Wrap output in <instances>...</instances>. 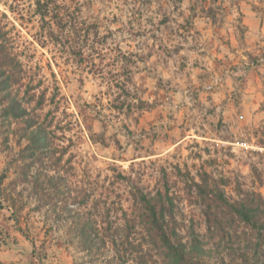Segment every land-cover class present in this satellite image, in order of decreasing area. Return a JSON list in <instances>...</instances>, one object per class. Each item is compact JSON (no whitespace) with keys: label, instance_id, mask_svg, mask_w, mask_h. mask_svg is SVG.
<instances>
[{"label":"rangeland","instance_id":"374dc122","mask_svg":"<svg viewBox=\"0 0 264 264\" xmlns=\"http://www.w3.org/2000/svg\"><path fill=\"white\" fill-rule=\"evenodd\" d=\"M53 8L82 28L74 49L64 35L48 37L56 25L31 0L0 4V51L9 56L0 55V264H167L139 232L126 256L96 245L77 251L69 225L46 232L51 176L72 196L90 190V200L104 186L130 211L131 185L168 193L188 249L189 226L199 236L200 264H238L235 239L205 230L194 183L207 174L209 184L225 182L228 198L237 188L264 193V0H55ZM9 76L21 81L5 89ZM133 96L143 109L127 106ZM11 199L23 206L18 224Z\"/></svg>","mask_w":264,"mask_h":264},{"label":"trees","instance_id":"16d2710c","mask_svg":"<svg viewBox=\"0 0 264 264\" xmlns=\"http://www.w3.org/2000/svg\"><path fill=\"white\" fill-rule=\"evenodd\" d=\"M31 1L35 6V14L40 16L42 20L46 18L53 20L56 25L57 33L50 29L48 37L57 39L58 35H64L67 38L68 47L74 49L70 41L75 40L72 37L79 38L82 28L71 26L67 14L60 15L54 11L53 3L55 0ZM7 9L12 12V5L7 6ZM202 10L207 12V18L215 21V16L210 14L212 7H202ZM0 15L6 18L4 13ZM73 43L75 44V41ZM0 55L6 63L9 57L7 50H1ZM17 65L20 67V62ZM20 81L21 78L19 77L9 76L5 89L18 85ZM133 97V102L127 106H133L137 110L143 109L144 102L137 96ZM34 138L33 135L29 139L27 144L29 148L34 149ZM53 171L56 173L58 170L54 168ZM205 176L207 174H204L200 183H194V185L198 198L197 202L202 208L203 226L207 233L212 236L224 232L230 234L231 238L235 239L233 242L235 249L233 250L238 264H264V193L237 188V198H228L222 189L224 181L217 182L211 179L209 184ZM118 180L124 181L126 178L118 174L116 182ZM61 181L60 178L51 176L47 183L45 182L48 187L43 189V198L47 204L54 200L56 202L52 205V212L55 216L45 217L43 224L46 227V232L52 228L59 229L69 225L71 231L66 240L77 251L86 250L92 254L90 250L96 245L101 253L111 250L117 255L122 253L123 256H126L128 252L123 253L122 248L128 247L129 254L132 252V242L129 241V235L139 232L143 234L144 240L146 238L153 242L159 256L167 264L201 263L200 254L193 252L194 249H199L201 243L199 236L194 232L193 226H189L190 235L193 238L190 240V248L188 249L187 244L183 242L184 236L180 234L181 230L184 229L183 222L176 219L174 213L177 206L169 198L168 193L158 194V197H150L137 186L131 185L128 194L134 209L130 211L129 208L125 209L122 206L119 193L114 197L117 200L111 201L110 192L102 190L105 188L104 186L96 188L95 198L90 200L92 195L90 190L87 192L83 190L77 196H72V190L68 187L65 191L61 187L64 185L59 184ZM9 201L11 216L15 224H18L23 206L22 204L18 206L13 199ZM236 226L242 230L240 236H237L234 230ZM121 233L125 234L122 235Z\"/></svg>","mask_w":264,"mask_h":264}]
</instances>
